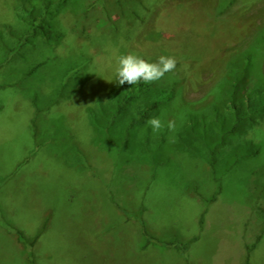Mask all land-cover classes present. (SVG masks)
<instances>
[{"label":"rangeland","instance_id":"1","mask_svg":"<svg viewBox=\"0 0 264 264\" xmlns=\"http://www.w3.org/2000/svg\"><path fill=\"white\" fill-rule=\"evenodd\" d=\"M18 3L0 0V264H264V119L223 149L220 185L178 143L244 52L264 77V0H71L50 44L24 41ZM129 52L174 57L163 83L177 92L155 116L161 131L110 140L88 109L120 86L116 58ZM244 141L260 151L234 162Z\"/></svg>","mask_w":264,"mask_h":264},{"label":"trees","instance_id":"2","mask_svg":"<svg viewBox=\"0 0 264 264\" xmlns=\"http://www.w3.org/2000/svg\"><path fill=\"white\" fill-rule=\"evenodd\" d=\"M71 0H19L16 16L25 23L26 31L22 37L25 42L31 38H39L50 44L59 41L60 32L55 27V18ZM252 52L243 53L241 63L231 62L234 74L222 87L217 101L201 112L189 111L182 131L178 135L181 148L199 156L210 167L219 185L221 178L218 171V158L233 136H239L247 129L257 125L264 119V77L256 79L252 74ZM156 62V61H154ZM164 78V77H163ZM163 78L145 84L142 81L135 85H120L109 94L108 101H99L96 108H89L90 122L96 130H102L108 138L119 129L122 138L146 121L158 115L161 108L176 96V82L164 85ZM118 126V127H117ZM200 144V148L196 145ZM234 162L247 159L259 153L260 148L252 141H244L236 145ZM214 193L210 200H215ZM201 198V197H200ZM202 199V198H201ZM119 210L130 218L125 209ZM135 216H132V218ZM140 216H137L139 218ZM17 240L23 244L34 245L37 237L29 242L23 232L12 229ZM146 234V231L144 230ZM150 242H161L149 236ZM172 246L173 242H162ZM174 245V244H173ZM249 247V251L251 248ZM181 251V246L177 247ZM33 264L32 259L29 260ZM245 264H249L248 258Z\"/></svg>","mask_w":264,"mask_h":264},{"label":"clouds","instance_id":"3","mask_svg":"<svg viewBox=\"0 0 264 264\" xmlns=\"http://www.w3.org/2000/svg\"><path fill=\"white\" fill-rule=\"evenodd\" d=\"M177 61L172 56L158 57L156 62H149L144 58L134 54L125 53L116 58L115 82L118 85H135L141 81L145 84L152 83L164 77L168 72L176 68ZM154 133L161 131L165 125L159 117H151L146 121ZM169 131L176 130L174 120H168Z\"/></svg>","mask_w":264,"mask_h":264}]
</instances>
